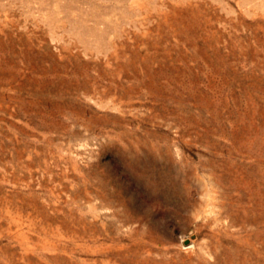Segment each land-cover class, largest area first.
Instances as JSON below:
<instances>
[{"label":"rangeland","instance_id":"obj_1","mask_svg":"<svg viewBox=\"0 0 264 264\" xmlns=\"http://www.w3.org/2000/svg\"><path fill=\"white\" fill-rule=\"evenodd\" d=\"M0 264H264V0H0Z\"/></svg>","mask_w":264,"mask_h":264}]
</instances>
